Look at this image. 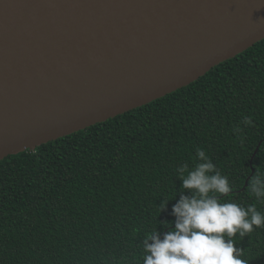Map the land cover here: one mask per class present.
Returning <instances> with one entry per match:
<instances>
[{
    "label": "trees",
    "instance_id": "16d2710c",
    "mask_svg": "<svg viewBox=\"0 0 264 264\" xmlns=\"http://www.w3.org/2000/svg\"><path fill=\"white\" fill-rule=\"evenodd\" d=\"M197 149L233 186L221 202L264 213L248 191L264 170V38L158 99L1 159L0 264H143L144 237L171 230L190 194L177 168ZM232 239L264 264V227Z\"/></svg>",
    "mask_w": 264,
    "mask_h": 264
},
{
    "label": "water",
    "instance_id": "95a60500",
    "mask_svg": "<svg viewBox=\"0 0 264 264\" xmlns=\"http://www.w3.org/2000/svg\"><path fill=\"white\" fill-rule=\"evenodd\" d=\"M263 38L264 0H0V160L158 99Z\"/></svg>",
    "mask_w": 264,
    "mask_h": 264
},
{
    "label": "clouds",
    "instance_id": "9594fccd",
    "mask_svg": "<svg viewBox=\"0 0 264 264\" xmlns=\"http://www.w3.org/2000/svg\"><path fill=\"white\" fill-rule=\"evenodd\" d=\"M242 123L248 126L250 118L243 117ZM232 132L239 136L242 129L237 125ZM196 158L191 169L188 164L177 168L181 188L190 194H181L173 204L171 230L161 233L156 229L144 237L143 264H247L232 238L264 227V213L255 204L221 202L220 197L233 190L229 178L203 149H197ZM248 191L264 202V170L250 178ZM169 201L162 203L160 212ZM168 226L165 222L164 227Z\"/></svg>",
    "mask_w": 264,
    "mask_h": 264
}]
</instances>
